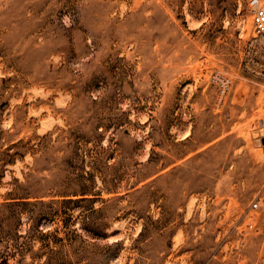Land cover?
<instances>
[{
	"label": "rangeland",
	"instance_id": "1",
	"mask_svg": "<svg viewBox=\"0 0 264 264\" xmlns=\"http://www.w3.org/2000/svg\"><path fill=\"white\" fill-rule=\"evenodd\" d=\"M249 2L0 0V264H264Z\"/></svg>",
	"mask_w": 264,
	"mask_h": 264
},
{
	"label": "built area",
	"instance_id": "2",
	"mask_svg": "<svg viewBox=\"0 0 264 264\" xmlns=\"http://www.w3.org/2000/svg\"><path fill=\"white\" fill-rule=\"evenodd\" d=\"M249 5L254 20L256 40L264 52V2L262 0H250Z\"/></svg>",
	"mask_w": 264,
	"mask_h": 264
},
{
	"label": "trees",
	"instance_id": "3",
	"mask_svg": "<svg viewBox=\"0 0 264 264\" xmlns=\"http://www.w3.org/2000/svg\"><path fill=\"white\" fill-rule=\"evenodd\" d=\"M47 234V236H49L50 235V233H46ZM41 257V256H40ZM34 259H36V258H34ZM51 260V257L48 259V261H50Z\"/></svg>",
	"mask_w": 264,
	"mask_h": 264
}]
</instances>
